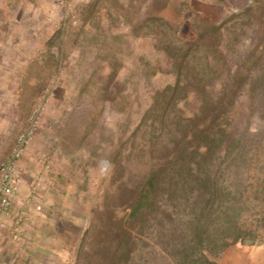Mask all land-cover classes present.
<instances>
[{
    "label": "rangeland",
    "instance_id": "1",
    "mask_svg": "<svg viewBox=\"0 0 264 264\" xmlns=\"http://www.w3.org/2000/svg\"><path fill=\"white\" fill-rule=\"evenodd\" d=\"M27 1H39L42 11L26 14ZM61 1L0 0V24L12 20L8 33L5 26L0 30V41L9 38L13 45L0 47V162L46 95L27 162L45 185L55 183L58 193L75 196L67 211L72 222L63 227L69 253L47 260L155 264V211L143 227L127 220L131 208L125 200L155 161V112L145 115L155 93L176 80L166 41L176 32L203 33L208 23L222 24L247 8L259 14L264 0H71L73 11ZM245 28L241 44L247 49L264 36V20ZM7 87L21 91L5 94ZM247 101L243 95L241 108ZM199 104L190 94L178 107L192 116ZM251 131L263 132L264 121L254 119ZM39 153L52 161L50 169ZM120 218L132 235L128 259L118 245L121 231L114 222Z\"/></svg>",
    "mask_w": 264,
    "mask_h": 264
},
{
    "label": "trees",
    "instance_id": "2",
    "mask_svg": "<svg viewBox=\"0 0 264 264\" xmlns=\"http://www.w3.org/2000/svg\"><path fill=\"white\" fill-rule=\"evenodd\" d=\"M258 17L264 9L247 8L231 25L208 23L203 33L166 41L176 80L145 115L155 112V161L125 200L127 220L143 227L155 211V264H218L238 242H264V131H251L254 119L264 121V36L241 44ZM190 94L200 104L186 116L178 104ZM114 223L128 259L131 232L122 218Z\"/></svg>",
    "mask_w": 264,
    "mask_h": 264
},
{
    "label": "crops",
    "instance_id": "3",
    "mask_svg": "<svg viewBox=\"0 0 264 264\" xmlns=\"http://www.w3.org/2000/svg\"><path fill=\"white\" fill-rule=\"evenodd\" d=\"M38 2L32 4L27 1L29 6L24 8V12L27 14L42 11ZM10 21L12 20L8 18L6 22L1 23L0 30L6 27L8 33ZM10 46L13 47L9 38L0 41L1 48ZM6 63L8 64V61ZM6 68L9 70L8 66ZM13 68L11 67L12 71ZM20 91L13 87L4 89L5 94ZM28 158L29 154L20 162L24 182L15 199L13 215L15 217L23 213L24 222L18 233L10 226H0V264H51L47 260L48 256L60 260L70 250L63 227L65 223L72 222L73 218H69L67 211L72 207L75 196L72 193H58L55 183L52 184L53 187L46 185L42 190L35 189V174H31ZM78 211L76 207L77 214ZM12 221L13 219L9 220V224ZM218 264H264V242L256 245L236 243L223 253Z\"/></svg>",
    "mask_w": 264,
    "mask_h": 264
},
{
    "label": "built area",
    "instance_id": "4",
    "mask_svg": "<svg viewBox=\"0 0 264 264\" xmlns=\"http://www.w3.org/2000/svg\"><path fill=\"white\" fill-rule=\"evenodd\" d=\"M68 10L73 11L71 0H62ZM47 94V93H46ZM48 95V94H47ZM48 97L44 95L32 107L26 125L19 132L10 152L8 159L0 162V226H10L17 233L24 222V214L14 215L15 199L24 182V173L20 162L30 151L37 132L41 127L42 120L47 109ZM38 160L47 169L52 166V161L44 153L38 154ZM35 189H44L45 183L40 176L35 177ZM13 221L9 224V220Z\"/></svg>",
    "mask_w": 264,
    "mask_h": 264
}]
</instances>
